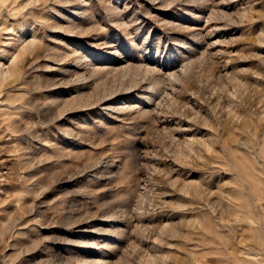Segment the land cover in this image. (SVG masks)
I'll use <instances>...</instances> for the list:
<instances>
[{
	"label": "rangeland",
	"instance_id": "obj_1",
	"mask_svg": "<svg viewBox=\"0 0 264 264\" xmlns=\"http://www.w3.org/2000/svg\"><path fill=\"white\" fill-rule=\"evenodd\" d=\"M0 264H264V0H0Z\"/></svg>",
	"mask_w": 264,
	"mask_h": 264
}]
</instances>
